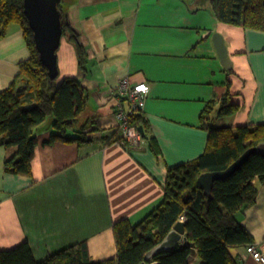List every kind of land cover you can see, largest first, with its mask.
<instances>
[{"label": "crops", "instance_id": "1", "mask_svg": "<svg viewBox=\"0 0 264 264\" xmlns=\"http://www.w3.org/2000/svg\"><path fill=\"white\" fill-rule=\"evenodd\" d=\"M60 3L88 62L81 72L75 44L62 38L59 78L79 80L88 92L81 119L94 121L87 130L92 142L51 141L57 134L53 120L41 124L35 128L30 177L6 171L17 148L0 146V251L26 244L42 262L85 244L93 261L118 264L115 224L137 227L160 207L169 170L204 154L209 127L235 131L264 124V32L219 22L209 0ZM215 34L224 40L229 70L218 57ZM30 57L22 27L10 24L0 39V92L11 87ZM124 78L150 86L142 114L151 138L144 136L137 148L125 143L116 118L121 106L130 108L117 93ZM228 93L238 110L218 118ZM212 101L211 119L202 126L201 115ZM67 135L76 138L73 131ZM255 183L256 202L239 220L251 245L264 254V184ZM247 247L230 253L240 264H264ZM189 264L203 261L197 254Z\"/></svg>", "mask_w": 264, "mask_h": 264}, {"label": "trees", "instance_id": "2", "mask_svg": "<svg viewBox=\"0 0 264 264\" xmlns=\"http://www.w3.org/2000/svg\"><path fill=\"white\" fill-rule=\"evenodd\" d=\"M211 9L221 23L242 26L264 32V0H209ZM62 14L63 38L76 47L79 70L86 71L88 62L85 47ZM19 24L31 53L20 64V73L8 89L0 92V146L16 147V156L6 161V171L30 177L31 163L38 138L35 128L52 117V128L57 132L51 141L90 143L87 130L94 121L81 119L87 109L88 92L79 80L52 78L42 64L34 34L24 14V0H0V39L7 34L10 24ZM228 93L222 100L218 118L233 115L237 106L229 101ZM214 101L208 103L201 115L202 126L210 120ZM141 111L131 116V123L149 136V124ZM76 134L68 138V132ZM210 135L204 154L197 160L169 170L160 207L140 225L127 222L115 224L118 247V264H141L146 254L164 241L178 223L186 217L187 242L175 252L167 254L162 264H189L194 245L203 264H240L230 249L247 247L253 243L239 217L255 204L258 195L256 181L264 184V155L251 157L231 176L216 181L210 195L198 188V178L209 172L227 170L246 151L264 144V124L255 127L217 129L209 127ZM152 141V139H151ZM153 143V141H152ZM113 260L93 261L85 244L61 251L47 260L37 262L28 245L10 251H0V264H113Z\"/></svg>", "mask_w": 264, "mask_h": 264}, {"label": "water", "instance_id": "3", "mask_svg": "<svg viewBox=\"0 0 264 264\" xmlns=\"http://www.w3.org/2000/svg\"><path fill=\"white\" fill-rule=\"evenodd\" d=\"M60 2L61 0H24V14L33 31L34 41L40 55V60L48 69L53 79L59 76L57 52L63 38L62 14L58 7ZM212 41L222 65L229 70L231 68V62L223 38L215 34L212 37ZM140 132L144 137L145 135L142 128H140ZM256 153L264 155V144H260L246 151L225 171L209 172L201 175L197 180V187L210 195L216 181L231 176L251 157V155ZM184 235L185 237L183 239ZM182 240L185 242L187 241L185 223L178 222L164 241L146 254L145 260L141 264H162L164 256L175 252L180 247L179 244ZM197 254V250L194 245H192V251L188 258V262H193Z\"/></svg>", "mask_w": 264, "mask_h": 264}, {"label": "built area", "instance_id": "4", "mask_svg": "<svg viewBox=\"0 0 264 264\" xmlns=\"http://www.w3.org/2000/svg\"><path fill=\"white\" fill-rule=\"evenodd\" d=\"M150 92V86L145 83L134 84L128 78L120 81L118 95L128 100L130 108L125 110L122 106L116 113V118L123 130L124 141L129 146L140 147L143 141L139 128L131 123V116L145 107L146 97ZM179 222L186 223V217L181 215ZM247 253L259 263H264V254L259 246L249 245Z\"/></svg>", "mask_w": 264, "mask_h": 264}, {"label": "rangeland", "instance_id": "5", "mask_svg": "<svg viewBox=\"0 0 264 264\" xmlns=\"http://www.w3.org/2000/svg\"><path fill=\"white\" fill-rule=\"evenodd\" d=\"M53 119L51 117H48L44 123L50 124Z\"/></svg>", "mask_w": 264, "mask_h": 264}, {"label": "bare ground", "instance_id": "6", "mask_svg": "<svg viewBox=\"0 0 264 264\" xmlns=\"http://www.w3.org/2000/svg\"><path fill=\"white\" fill-rule=\"evenodd\" d=\"M143 137V136H142ZM143 139H144V137H143Z\"/></svg>", "mask_w": 264, "mask_h": 264}, {"label": "clouds", "instance_id": "7", "mask_svg": "<svg viewBox=\"0 0 264 264\" xmlns=\"http://www.w3.org/2000/svg\"><path fill=\"white\" fill-rule=\"evenodd\" d=\"M179 222V221H178Z\"/></svg>", "mask_w": 264, "mask_h": 264}]
</instances>
